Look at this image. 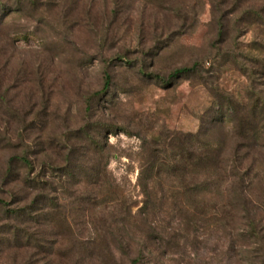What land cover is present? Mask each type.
<instances>
[{"label":"rangeland","instance_id":"374dc122","mask_svg":"<svg viewBox=\"0 0 264 264\" xmlns=\"http://www.w3.org/2000/svg\"><path fill=\"white\" fill-rule=\"evenodd\" d=\"M211 2L198 1L200 14L191 28L158 16L147 0H37L36 8L10 14L2 27L8 42L1 43L7 59L0 57V86L32 124L23 142L37 170L61 163L72 145L93 155L88 134L98 143L97 156H104L101 169L108 160L109 176L135 214L145 202L139 173L166 140H181L207 124L209 136L223 140L229 152L235 144L230 100L245 104L256 90L264 93V77L249 75L257 66L252 56L264 58V29L243 24L235 29L233 16L221 34ZM195 64L196 74L171 77ZM106 72L111 85L104 91ZM221 113L228 118L215 123ZM12 152L1 150L0 163ZM150 185L156 191V209L146 225L153 227L152 235L130 231L129 254L117 247L114 235L91 241L85 213L75 212L65 196L67 219L57 227L62 236L33 228L36 240L50 249L58 245L60 253L46 259L31 246L23 264H132L136 248L145 253L137 264H263L264 253L242 236L241 222L184 219L173 211L172 199L160 200L162 185ZM183 201L201 209L214 200ZM5 261L0 253V264Z\"/></svg>","mask_w":264,"mask_h":264},{"label":"trees","instance_id":"16d2710c","mask_svg":"<svg viewBox=\"0 0 264 264\" xmlns=\"http://www.w3.org/2000/svg\"><path fill=\"white\" fill-rule=\"evenodd\" d=\"M198 1L147 0L158 16L182 20L181 27L187 25V28L193 27L199 17ZM258 1L263 0H212V12L220 33L225 32L226 19L233 16H236L235 29L242 24L264 29V4L256 5ZM31 7H37V0H0L2 59H7L1 44L8 42L2 35L6 18ZM261 44L264 48V43ZM254 45L258 49L256 42ZM116 57L128 62L126 55ZM252 58L256 67L263 68L254 67L249 71L251 79L256 74L264 77V58ZM197 72L198 64H195L175 70L171 77ZM141 73L145 74L144 69ZM105 76L104 91L111 85V74L106 72ZM3 87L0 86V151L13 150L6 161L0 163V253L6 259L5 264H23L24 251L31 246H37L38 253H43L46 259L60 253L58 245L55 248L54 244L50 249L36 240L33 228L55 229L54 235L62 236L57 227L67 219L65 196L69 197L75 212L85 213L91 241L114 235L118 238L117 247L129 254L133 249L132 242L128 241L130 231L152 235L153 227L146 226L149 214L156 209L153 198L156 191L151 187V181L162 185L158 190L162 193L160 200L163 197L172 199L173 211L182 218L239 221L243 225L242 236L253 239L258 250L264 253V172L261 171L264 167V93L256 90L245 104L230 100L229 119L233 122L235 144L229 152L223 140H213L209 136L207 124L197 133L185 134L181 140L178 136L166 140L161 152L154 153L149 158V166L139 173L138 182L145 202L133 214L124 190L109 176L108 160L101 169L104 156H97L98 143L88 134L93 141V155L88 157L74 144L61 163H44L37 170L36 162L30 158V150L24 148L23 142L24 134L32 124L27 123L23 109L12 104L9 90ZM87 103L90 109L91 100ZM227 118L221 113L219 119H213L217 123ZM185 196L204 202L209 197L214 201L204 203V208L200 209L183 201ZM87 243L91 245L90 241ZM76 244L82 246L85 243L78 241ZM135 252L132 264L139 263L145 255L142 249L136 248ZM94 254L90 252L88 256L92 258Z\"/></svg>","mask_w":264,"mask_h":264}]
</instances>
